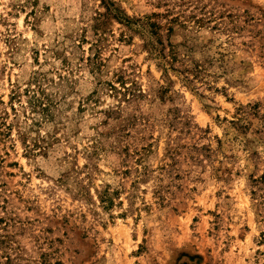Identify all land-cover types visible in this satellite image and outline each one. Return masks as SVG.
Masks as SVG:
<instances>
[{
    "label": "rangeland",
    "instance_id": "rangeland-1",
    "mask_svg": "<svg viewBox=\"0 0 264 264\" xmlns=\"http://www.w3.org/2000/svg\"><path fill=\"white\" fill-rule=\"evenodd\" d=\"M0 264H264V0H0Z\"/></svg>",
    "mask_w": 264,
    "mask_h": 264
}]
</instances>
